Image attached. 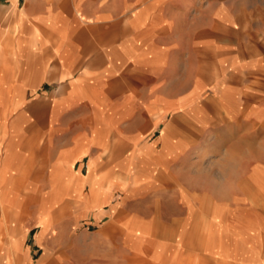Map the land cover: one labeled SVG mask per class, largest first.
<instances>
[{"label":"crops","instance_id":"crops-1","mask_svg":"<svg viewBox=\"0 0 264 264\" xmlns=\"http://www.w3.org/2000/svg\"><path fill=\"white\" fill-rule=\"evenodd\" d=\"M241 1L186 41L158 1L0 0V264H207L180 205L264 211V0ZM181 54L209 101L181 96ZM263 211L205 261L264 264Z\"/></svg>","mask_w":264,"mask_h":264},{"label":"rangeland","instance_id":"rangeland-1","mask_svg":"<svg viewBox=\"0 0 264 264\" xmlns=\"http://www.w3.org/2000/svg\"><path fill=\"white\" fill-rule=\"evenodd\" d=\"M147 1L149 3L148 5H151L153 7H155L153 4H155L158 1V4L161 5L162 7L163 16L166 19H169V21L173 20L174 23L178 24L181 39L184 40L188 39V37H191L194 30L197 29L198 31V29H201L204 26L209 25L214 20H216L215 18H217L219 11L222 10V8L225 5L227 6L228 9H231L230 6L235 7L233 6L234 5L233 0H229L228 2H226L225 0H147ZM245 1L246 0H244L243 2L242 0L241 2H243V4L245 5ZM241 2L239 3L241 4ZM208 4H210L209 8H207ZM184 47L187 48L186 46ZM180 57L181 58H180L179 90L181 96H183L189 90L193 81L195 80L197 91L198 90L201 91V93L196 92L197 94L195 98L196 99L195 104L197 105V103H204V101L205 102L209 101L208 100L209 94H205V91L207 89H204L205 80L204 77L202 76L203 71L197 70L198 68L197 61H195V63L189 62L188 60L182 57V54L180 55ZM193 71H195L196 73L195 77L192 76ZM189 76L192 77L189 78ZM186 105L187 103L184 106ZM188 112H189L188 107L181 108L177 112L178 117L180 119V124L184 125V127L186 126V123L188 124L189 119L191 118V116L188 115ZM218 129L220 128H214L212 130L208 129L205 132L202 131L200 140L191 148L192 150L195 151V154L192 153L191 156L194 155L200 156L197 157L198 166L200 168H204L205 166L209 167L208 163H204L205 158L204 156H202L204 149L209 150V152H212L216 147L220 149L222 145L226 144V143H219V141H213V139L210 138L211 137L210 133L211 132L212 134L215 133V130L219 132ZM262 130L263 132L262 131L261 132L264 133V129ZM250 132L249 131L247 132L248 136L251 135ZM158 134H159V129L149 131L148 139L156 138ZM261 136L262 137L260 139L262 141V138L264 136L263 135ZM249 144L248 147L246 146L247 145L246 143L243 144L244 147L242 148V150L244 151L251 150L250 148L251 146ZM228 161L229 159H227V162H225L224 164L227 165ZM242 161L244 166L251 164L250 163L251 158L247 157V154L243 155ZM226 165L225 167L229 169L228 166ZM214 166L215 169L218 168V164ZM204 201L205 200L196 199V204L193 207H191L192 211L190 212L186 206L180 205L179 214L181 218L187 213H191L195 216L196 219L195 221H192L190 223L192 224L193 227L191 228L192 230L189 232L187 230V224H189V222L181 221L180 224L181 226L183 225L184 228L183 231V236H185L184 238H186V240L188 239L192 244V246L195 247L197 257L200 256L201 257L200 259H202V261L206 262L207 264H212L211 261H209V259L205 261V259L203 258L204 254H206L203 248L206 245H208V243L213 247L224 245L228 248H232L234 246L236 232L238 231L240 226L245 225L244 226L245 230L247 227H250L251 224L249 223H251V219L253 218V213L258 209L260 211H263V207L252 206V205H242V206L232 205L228 207H219V206L215 207V206L203 204ZM213 209L216 210L217 212L215 213ZM214 214L219 216H216ZM87 225L88 223L83 224V226H87ZM83 226L81 225L80 228L77 229H82ZM226 241L227 243H225ZM39 255H40L39 251H35V253L32 255L33 260L37 259ZM136 259H137L136 264H139V259L138 258ZM68 264H97V261H90L87 259L85 260L81 254L75 252L69 255Z\"/></svg>","mask_w":264,"mask_h":264}]
</instances>
